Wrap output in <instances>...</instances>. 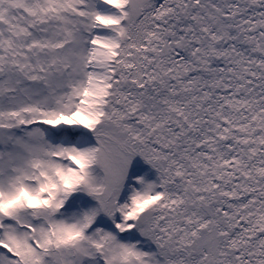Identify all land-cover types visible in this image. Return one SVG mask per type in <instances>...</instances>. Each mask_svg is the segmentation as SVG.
Returning a JSON list of instances; mask_svg holds the SVG:
<instances>
[{
  "label": "snow or ice",
  "instance_id": "snow-or-ice-1",
  "mask_svg": "<svg viewBox=\"0 0 264 264\" xmlns=\"http://www.w3.org/2000/svg\"><path fill=\"white\" fill-rule=\"evenodd\" d=\"M0 264H264V0H0Z\"/></svg>",
  "mask_w": 264,
  "mask_h": 264
}]
</instances>
